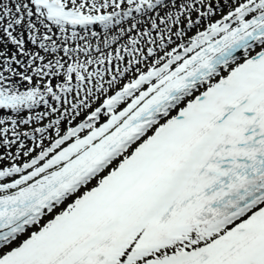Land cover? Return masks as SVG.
I'll return each instance as SVG.
<instances>
[{
	"label": "snow or ice",
	"instance_id": "snow-or-ice-1",
	"mask_svg": "<svg viewBox=\"0 0 264 264\" xmlns=\"http://www.w3.org/2000/svg\"><path fill=\"white\" fill-rule=\"evenodd\" d=\"M0 264H264V0H0Z\"/></svg>",
	"mask_w": 264,
	"mask_h": 264
}]
</instances>
